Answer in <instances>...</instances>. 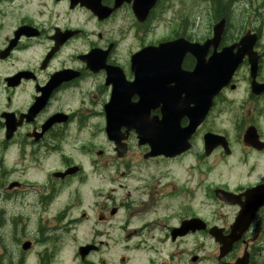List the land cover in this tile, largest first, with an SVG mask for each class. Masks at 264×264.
<instances>
[{"label": "flooded vegetation", "instance_id": "obj_1", "mask_svg": "<svg viewBox=\"0 0 264 264\" xmlns=\"http://www.w3.org/2000/svg\"><path fill=\"white\" fill-rule=\"evenodd\" d=\"M135 6L0 0V264H264V0Z\"/></svg>", "mask_w": 264, "mask_h": 264}, {"label": "rangeland", "instance_id": "obj_2", "mask_svg": "<svg viewBox=\"0 0 264 264\" xmlns=\"http://www.w3.org/2000/svg\"><path fill=\"white\" fill-rule=\"evenodd\" d=\"M160 37H162V35H159V34H157V33H155V34H153V35H151V36H148V37H146V39H149V40H153V39H156V38H160ZM133 46H135V45H133ZM244 179V178H243ZM25 214L27 215V216H31L32 215V209L31 208H25ZM26 230H27V232H32L33 230H34V221H33V218H30L29 220L27 219V221H26ZM33 233V232H32ZM30 235L31 234H29V237H27L26 238V242L27 241H30V242H33V238L32 237H30ZM25 242V241H24ZM23 243V242H22ZM8 248H9V251L11 252V253H13V254H15V257H16V255H17V251L15 250V248H14V246L11 244V243H9V245H8ZM33 251H31L28 255H27V258H32L33 257ZM118 255H120V253H117L115 256H114V259H118ZM71 256H72V253H71ZM107 258H108V256H106ZM131 258V255H130V257L128 258V259H130ZM29 264H32L31 262L29 263Z\"/></svg>", "mask_w": 264, "mask_h": 264}]
</instances>
